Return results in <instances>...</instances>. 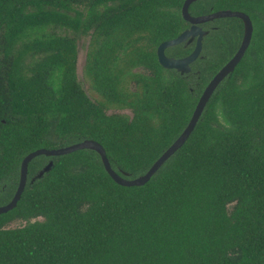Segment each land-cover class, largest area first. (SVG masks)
<instances>
[{"label": "trees", "instance_id": "1", "mask_svg": "<svg viewBox=\"0 0 264 264\" xmlns=\"http://www.w3.org/2000/svg\"><path fill=\"white\" fill-rule=\"evenodd\" d=\"M185 1L0 0V206L42 148L94 140L128 178L150 170L245 34L239 18L204 23L191 73L164 68L159 46L191 27ZM221 10L249 15L253 39L185 145L135 187L117 184L94 150L34 159L18 206L0 215V264H264V0L190 6L194 17ZM81 36L96 98L79 80ZM196 43L166 53L183 58Z\"/></svg>", "mask_w": 264, "mask_h": 264}, {"label": "water", "instance_id": "2", "mask_svg": "<svg viewBox=\"0 0 264 264\" xmlns=\"http://www.w3.org/2000/svg\"><path fill=\"white\" fill-rule=\"evenodd\" d=\"M197 1L199 0H186L182 10L184 19L191 24V27L182 32L178 37L162 43L158 48L159 62L164 68L170 70H177L182 74L191 73L192 64L195 63L201 57L203 52L204 39L207 35L206 30L202 27V24L204 23H208L221 18H239L244 22V38L235 56L215 75V77L210 81V83L204 90L188 126L176 139V141L154 163L150 170L146 174L137 178H128V174L123 173L121 171H116L112 167L106 149L99 142L94 140H85L58 149H38L27 155L23 160L21 165L18 189L14 197L8 204L0 206V215L7 214L18 206V203L20 202L22 195L24 194V191L26 189V186L29 182V165L34 159L40 156L58 157L68 155L80 150H94L101 156L106 171L117 184L124 187H135L146 185L154 177V175L163 167V165L185 145V143L188 141L195 128L197 127L207 105L209 104L210 100L212 99L219 86L236 70L237 66L243 60L244 56L246 55V52L248 51L251 45L254 35V24L251 17L241 11L221 10L203 16H192L190 14V6ZM189 39H197L196 47L190 55L183 58H175L167 55L166 52L169 48L182 45L186 43ZM53 168L54 162L50 161L44 167L43 170H41L34 178H32L31 183H34L35 181L44 178L45 174L49 173Z\"/></svg>", "mask_w": 264, "mask_h": 264}, {"label": "rangeland", "instance_id": "3", "mask_svg": "<svg viewBox=\"0 0 264 264\" xmlns=\"http://www.w3.org/2000/svg\"><path fill=\"white\" fill-rule=\"evenodd\" d=\"M89 37L81 36L78 37L77 42H78V47H79V56H78V75H79V80L82 83L85 91L92 97L96 98V96L93 94L91 90V86L87 80L84 78V66L86 63V57H87V51H88V46H89ZM110 113H124L128 115H132V112L130 110H112ZM25 223L22 221H16L10 225L11 228H17L23 226Z\"/></svg>", "mask_w": 264, "mask_h": 264}, {"label": "flooded vegetation", "instance_id": "4", "mask_svg": "<svg viewBox=\"0 0 264 264\" xmlns=\"http://www.w3.org/2000/svg\"><path fill=\"white\" fill-rule=\"evenodd\" d=\"M243 38H244V37H243ZM189 40H190V39H189ZM189 40H188V41H189ZM193 40H194V39H193ZM242 41H243V40H242ZM241 44H242V42H241ZM240 46H241V45H240ZM240 46H239V48H240ZM239 48H238V50H239Z\"/></svg>", "mask_w": 264, "mask_h": 264}]
</instances>
